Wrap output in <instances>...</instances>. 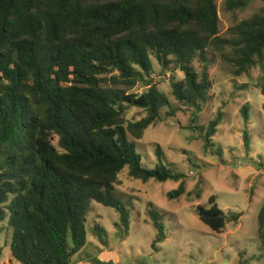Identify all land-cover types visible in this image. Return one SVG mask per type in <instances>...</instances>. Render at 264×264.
I'll use <instances>...</instances> for the list:
<instances>
[{"label":"trees","instance_id":"obj_1","mask_svg":"<svg viewBox=\"0 0 264 264\" xmlns=\"http://www.w3.org/2000/svg\"><path fill=\"white\" fill-rule=\"evenodd\" d=\"M253 1L264 3L227 0L226 10L244 11ZM219 25L216 0H0V225L11 231L4 264H72L87 245L94 203L115 209L128 231L133 209L115 195L126 169L144 184L182 180L160 148L157 166L144 167L131 138L142 140L164 122L166 108L167 117L177 114L154 82L153 58L164 72L184 74L171 80L173 97L198 111L209 99V65L217 55L236 77L264 70V8L229 38ZM140 85L146 90L133 92ZM130 108L145 117L128 122ZM242 114L248 124L247 105ZM222 120L220 112L201 131L207 149ZM244 142L249 148L248 131ZM185 195L182 182L167 196ZM210 204L199 206L198 216L221 234L227 216L215 197ZM149 214L156 247L167 239L164 220ZM258 225L264 247V205ZM104 233L93 230L106 244Z\"/></svg>","mask_w":264,"mask_h":264},{"label":"rangeland","instance_id":"obj_2","mask_svg":"<svg viewBox=\"0 0 264 264\" xmlns=\"http://www.w3.org/2000/svg\"><path fill=\"white\" fill-rule=\"evenodd\" d=\"M227 0H216L220 17V36L230 37V30L250 19L264 8L253 1L244 11L229 12ZM213 54H210L212 59ZM154 82L171 101L177 114L150 127L142 140H135L144 167L154 169L158 164L156 150L164 153V162L177 174L180 182L144 184L129 177L126 169L120 175L116 189L118 197L131 213L130 229L121 227L120 214L112 208L94 203L88 215L86 247L72 264H264V247L258 236V216L264 205V70L252 68L248 74L234 76V69L217 55L209 65L212 89L201 111L178 103L173 97L171 80L184 79V74L164 72L153 58ZM201 69L200 63H194ZM142 85L133 92L142 94ZM249 107V122L245 123L242 109ZM223 120L209 149L201 139V131L219 113ZM145 113L130 108L128 122L139 121ZM196 128V129H194ZM249 132L250 146L244 142ZM184 182L186 195L178 200L168 199V193ZM190 194V196L188 195ZM216 202L227 216L223 233H214L199 218L197 208H210ZM164 220L167 239L154 246L157 231L150 211ZM96 226L105 230L106 244L93 235ZM11 231L7 223L0 225V264L10 258Z\"/></svg>","mask_w":264,"mask_h":264},{"label":"crops","instance_id":"obj_3","mask_svg":"<svg viewBox=\"0 0 264 264\" xmlns=\"http://www.w3.org/2000/svg\"><path fill=\"white\" fill-rule=\"evenodd\" d=\"M73 259H74V258H73ZM73 259H72V260H73Z\"/></svg>","mask_w":264,"mask_h":264}]
</instances>
